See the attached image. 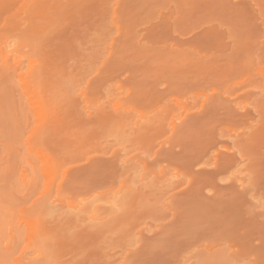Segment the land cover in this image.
Wrapping results in <instances>:
<instances>
[{
	"label": "rangeland",
	"instance_id": "374dc122",
	"mask_svg": "<svg viewBox=\"0 0 264 264\" xmlns=\"http://www.w3.org/2000/svg\"><path fill=\"white\" fill-rule=\"evenodd\" d=\"M0 3V264H264V0Z\"/></svg>",
	"mask_w": 264,
	"mask_h": 264
},
{
	"label": "bare ground",
	"instance_id": "6f19581e",
	"mask_svg": "<svg viewBox=\"0 0 264 264\" xmlns=\"http://www.w3.org/2000/svg\"><path fill=\"white\" fill-rule=\"evenodd\" d=\"M2 1H3V0H0V2H2ZM4 1H5V0H4ZM3 3H5V2H3ZM5 4H6V3H5ZM7 4H8V3H7ZM0 5H2V4L0 3ZM6 6H7V5H6ZM2 7H4V6H2ZM38 106H39V104H38ZM41 154H42V153H41ZM45 157H46V156H45ZM40 158L44 159V157H41V156H40ZM46 158H47V157H46ZM42 161H43V160H42ZM47 163H48V161H47ZM49 171L51 172L52 170H49ZM49 171H48V172H49ZM244 263H245V262H244Z\"/></svg>",
	"mask_w": 264,
	"mask_h": 264
}]
</instances>
